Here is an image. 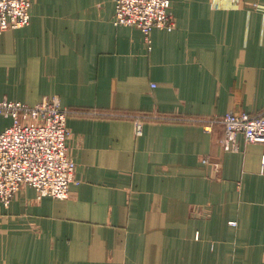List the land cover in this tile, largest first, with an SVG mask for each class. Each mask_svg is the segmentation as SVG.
Wrapping results in <instances>:
<instances>
[{"label":"crops","instance_id":"obj_1","mask_svg":"<svg viewBox=\"0 0 264 264\" xmlns=\"http://www.w3.org/2000/svg\"><path fill=\"white\" fill-rule=\"evenodd\" d=\"M31 3L0 35V98L71 111L76 183L0 201V264H264V145L226 152L223 127L187 121L264 110V0H170L176 26L151 50L113 24L114 0ZM144 115L182 121L138 136Z\"/></svg>","mask_w":264,"mask_h":264},{"label":"built area","instance_id":"obj_2","mask_svg":"<svg viewBox=\"0 0 264 264\" xmlns=\"http://www.w3.org/2000/svg\"><path fill=\"white\" fill-rule=\"evenodd\" d=\"M113 24L138 28L151 50L150 35L155 29L172 31L175 19L170 0H114ZM31 0H0V35L25 28L31 23ZM71 111L63 109L57 97L45 98L31 107L25 103L0 98V117L12 124L0 133V201L9 207L24 187L35 190L39 199L65 200L74 183L76 164L69 156L67 128ZM182 121L165 116H136V135H142L143 121ZM213 133L222 126L225 136L220 144L226 152L240 151L242 136L246 144L264 145V110L255 115L227 113L188 119ZM208 164V160H204ZM216 166V165H214Z\"/></svg>","mask_w":264,"mask_h":264},{"label":"rangeland","instance_id":"obj_3","mask_svg":"<svg viewBox=\"0 0 264 264\" xmlns=\"http://www.w3.org/2000/svg\"><path fill=\"white\" fill-rule=\"evenodd\" d=\"M170 11H171V10H170ZM245 113H246V112H245ZM248 114H250V113H248ZM251 115H253V114H251ZM221 127H222V126H221ZM223 130H224V129H223ZM224 136H225V130H224ZM224 136H223V137H224ZM223 137H222V138H223ZM205 160H208V164H210L209 159H205ZM212 165H213V166L216 165V166H214V169H215L216 171H218V170L220 169V165H219V164L215 163V164H212ZM74 183H76V182H74ZM72 184H73V183H71V185H72ZM71 185H70V186H71ZM68 194H69V196H68L67 199L70 198V192H69ZM36 195H37V193H36ZM67 199H65V200H67ZM37 200H41V199L38 198V195H37Z\"/></svg>","mask_w":264,"mask_h":264}]
</instances>
